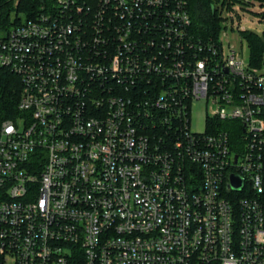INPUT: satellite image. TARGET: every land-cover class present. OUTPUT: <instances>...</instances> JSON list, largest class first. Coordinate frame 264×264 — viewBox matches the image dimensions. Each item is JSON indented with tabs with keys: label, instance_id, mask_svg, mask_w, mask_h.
Segmentation results:
<instances>
[{
	"label": "built area",
	"instance_id": "1",
	"mask_svg": "<svg viewBox=\"0 0 264 264\" xmlns=\"http://www.w3.org/2000/svg\"><path fill=\"white\" fill-rule=\"evenodd\" d=\"M14 22L0 264H264V57L197 39L187 0H52Z\"/></svg>",
	"mask_w": 264,
	"mask_h": 264
},
{
	"label": "trees",
	"instance_id": "2",
	"mask_svg": "<svg viewBox=\"0 0 264 264\" xmlns=\"http://www.w3.org/2000/svg\"><path fill=\"white\" fill-rule=\"evenodd\" d=\"M16 5L14 0L0 1V32L5 33L10 26L16 22L12 21V12L23 14L25 17L34 16L44 4H51L52 0H18ZM17 1V2H18ZM227 0H224L222 6H226ZM234 1V0H231ZM264 8V0H253ZM188 9L192 18V32L194 36L202 41H219L222 32L226 28L220 20L216 3L220 0H187ZM259 17L264 19V12L258 13ZM18 23V22H17ZM243 38L247 41L250 48V62L253 66L261 65L264 57V35L244 31ZM22 82L12 72L1 71L0 76V118L2 120L12 119L17 110L18 102L21 96ZM15 112V113H14Z\"/></svg>",
	"mask_w": 264,
	"mask_h": 264
},
{
	"label": "rangeland",
	"instance_id": "3",
	"mask_svg": "<svg viewBox=\"0 0 264 264\" xmlns=\"http://www.w3.org/2000/svg\"><path fill=\"white\" fill-rule=\"evenodd\" d=\"M224 0L216 3V8L223 26L226 28L222 32L221 40L226 50L234 48L237 51H243L244 58L250 60V48L247 41L243 38L242 32L249 31L260 36L264 35V19L257 15L263 13L264 8L253 0H227L225 7L222 6ZM14 3L18 5L19 1ZM12 21L17 18L25 19V15L12 12ZM227 17V18H226ZM1 34V33H0ZM205 114L202 106L198 105L195 115L193 116V129L202 131L204 128ZM18 126L22 127L21 122Z\"/></svg>",
	"mask_w": 264,
	"mask_h": 264
},
{
	"label": "water",
	"instance_id": "4",
	"mask_svg": "<svg viewBox=\"0 0 264 264\" xmlns=\"http://www.w3.org/2000/svg\"><path fill=\"white\" fill-rule=\"evenodd\" d=\"M41 2H44V0H41ZM232 186H233L234 190L240 191L243 189L244 183L239 177L232 176Z\"/></svg>",
	"mask_w": 264,
	"mask_h": 264
}]
</instances>
